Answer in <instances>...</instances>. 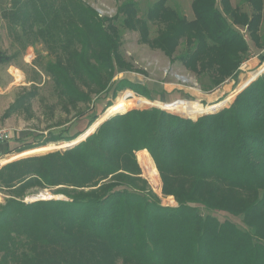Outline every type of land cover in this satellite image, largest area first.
I'll use <instances>...</instances> for the list:
<instances>
[{
	"label": "trees",
	"instance_id": "obj_1",
	"mask_svg": "<svg viewBox=\"0 0 264 264\" xmlns=\"http://www.w3.org/2000/svg\"><path fill=\"white\" fill-rule=\"evenodd\" d=\"M250 1L252 19L241 13L237 22L223 16L215 0H191L192 20L168 6L167 0H154L144 13L138 0H126L111 18L100 17L81 0H13L7 8L6 0H0L4 5L0 15L12 33L18 25L17 33L50 44L80 42L81 49L71 51L68 65L58 58L48 66L56 87L71 85L73 101L89 100V94L77 88L86 80L96 85L95 91L130 87L152 100L144 84L125 79L108 84L114 63L123 62L117 53L115 22L124 28H142V34L147 22H160L163 29L153 43L167 53L180 34L195 35L181 60L199 61L212 70L209 89L231 75L242 58L239 52L247 51L235 24H245L250 35L258 28L260 16L255 13L264 2ZM221 3L230 9L228 0ZM90 45L103 55L87 52ZM90 55L99 63L92 64ZM6 63L10 55L0 50V65ZM102 74H107L106 81ZM127 103L123 97L113 105L107 102L104 115L116 114L78 143L18 158L0 168V186L11 194L0 203V264H116L118 260L122 264H264V71L229 106L195 119L156 106L125 111ZM96 116L92 114L88 124ZM67 133L68 126L50 132L46 139L69 141L81 132ZM0 147L8 152L6 146ZM141 149L149 152L163 191L174 195L177 206L161 205L138 176L135 153ZM58 185L67 199L22 200L27 191ZM227 186L247 190L253 200L240 205L229 202L231 196L221 192ZM199 206L241 216L245 227L203 215Z\"/></svg>",
	"mask_w": 264,
	"mask_h": 264
},
{
	"label": "rangeland",
	"instance_id": "obj_2",
	"mask_svg": "<svg viewBox=\"0 0 264 264\" xmlns=\"http://www.w3.org/2000/svg\"><path fill=\"white\" fill-rule=\"evenodd\" d=\"M12 1L6 0L5 8ZM81 1L91 6L100 17L111 18L126 0ZM153 1L138 0L140 11L144 13L147 4ZM215 2L223 16L231 19L232 22H237L235 19H240L241 13L247 14L248 21L254 15L253 4L250 0H228L230 5L228 10L222 6L221 0H215ZM4 5L0 6V10ZM167 5L176 9L187 20L194 19L191 0H167ZM255 14H259L260 20L253 35L247 31L245 24H235L247 43V51L244 55L239 52L242 58L237 69L231 75L226 76L220 84L209 89L207 87L211 82L210 73L212 70L202 67L199 61L186 64L181 60V56L190 48L189 44L195 42V35L191 33L192 37L188 38L187 35L180 34L175 41L173 40V45L169 46L172 48L171 53H167L153 43V40H156L163 29L160 22H147L146 32L142 34V28H124L121 23L116 21L115 24L119 29L117 53L123 62L122 65L114 63L115 73L111 79L109 78L110 80H107L108 84L113 79H125L131 84H144L151 91L154 99H145L146 97L141 96L130 87L123 86L116 90L114 86H111L106 91H95L96 85L86 80L87 84L78 82L77 85L80 91L89 94V100L86 101H73V93L68 90V86L71 85L65 84L56 87L55 77L50 73L48 67L58 58H61L59 60L62 64L68 65L71 51L77 53L81 49L80 42L75 41L68 46H60L58 43L50 44L47 41L36 40L35 35L19 34L21 28L18 25H15V31L17 29L19 33L17 31L12 33L7 27V20L1 18L0 15V50L10 55V63L0 65V126L10 129L13 134L10 140L0 142L2 143L0 146H6L8 149V152L3 153V147H0V160L3 159L2 162L0 161V168L7 162L18 158L65 149L63 145L66 141H48L46 137L50 132L56 133L66 126H68L67 134L81 132L75 139L78 142L83 140L102 121L116 114L105 116L104 113L107 109L105 105L107 102L114 104L119 97H123L128 102V108L125 111L131 108L156 106L193 119L229 106L236 94L264 71V5L262 10ZM142 35H146L147 38L143 39ZM87 52L103 55V51L91 45ZM89 61L92 64L99 63L91 55ZM70 78L74 79L72 74H70ZM70 78L65 76L66 80L72 82ZM107 78V74H102V81H106ZM243 82L246 83L239 88ZM217 103L219 105L202 110L208 105ZM200 109L201 111H199ZM92 114H97V116L92 123L88 124ZM84 134L86 135L84 136ZM26 143H30L31 146L24 148L25 146L22 145ZM20 148L24 149L17 152ZM147 154L150 156L146 149L138 150L135 153L140 169L138 176L146 181L147 187L161 205L177 206L178 202L174 195L163 191L161 175L152 157L150 156L151 164ZM141 155H145L149 159V165L141 163ZM61 188H63L62 185L53 188L33 189L27 191L22 200L29 202L50 198L67 199L65 193L60 192ZM221 192L223 195L231 196L229 199L231 203L237 202L240 205L253 200V194H248L244 189L239 190L227 186ZM10 195L9 190L0 186V203H3ZM199 208L203 215L211 214L220 221L229 219L239 228L244 229L245 227L241 216H234L224 211L208 210L203 206H199ZM116 264H122L121 260H118Z\"/></svg>",
	"mask_w": 264,
	"mask_h": 264
},
{
	"label": "built area",
	"instance_id": "obj_3",
	"mask_svg": "<svg viewBox=\"0 0 264 264\" xmlns=\"http://www.w3.org/2000/svg\"><path fill=\"white\" fill-rule=\"evenodd\" d=\"M13 137L12 131L6 127L0 126V142L8 141ZM146 169V167H145Z\"/></svg>",
	"mask_w": 264,
	"mask_h": 264
},
{
	"label": "bare ground",
	"instance_id": "obj_4",
	"mask_svg": "<svg viewBox=\"0 0 264 264\" xmlns=\"http://www.w3.org/2000/svg\"><path fill=\"white\" fill-rule=\"evenodd\" d=\"M109 113L107 112V114H106V116L108 115ZM97 125V124H96ZM87 134V133H86ZM86 134H84V136L86 135ZM80 140V139H79ZM78 140L77 139H74V140H72V141H69V142H67L66 141V143L63 145V146H66V145H69V144H72V143H74V142H77ZM140 161H141V163H143V164H145V165H149L150 163H149V159L144 155H141L140 156Z\"/></svg>",
	"mask_w": 264,
	"mask_h": 264
},
{
	"label": "water",
	"instance_id": "obj_5",
	"mask_svg": "<svg viewBox=\"0 0 264 264\" xmlns=\"http://www.w3.org/2000/svg\"><path fill=\"white\" fill-rule=\"evenodd\" d=\"M82 139H83V138H82ZM77 142H78V141H77ZM77 142H74V143H72V144L66 145V146H64L63 148L70 147V146L74 145V144L77 143Z\"/></svg>",
	"mask_w": 264,
	"mask_h": 264
},
{
	"label": "crops",
	"instance_id": "obj_6",
	"mask_svg": "<svg viewBox=\"0 0 264 264\" xmlns=\"http://www.w3.org/2000/svg\"><path fill=\"white\" fill-rule=\"evenodd\" d=\"M106 99H108V98H106ZM159 103H161V102H159ZM164 103H166V102H164ZM167 104V103H166Z\"/></svg>",
	"mask_w": 264,
	"mask_h": 264
}]
</instances>
